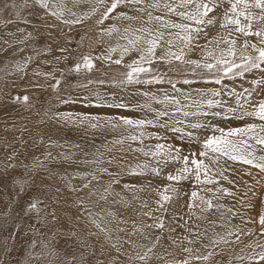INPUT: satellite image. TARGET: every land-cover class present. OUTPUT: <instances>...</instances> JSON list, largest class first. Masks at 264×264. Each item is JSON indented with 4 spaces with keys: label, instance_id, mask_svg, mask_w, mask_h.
<instances>
[{
    "label": "rangeland",
    "instance_id": "rangeland-1",
    "mask_svg": "<svg viewBox=\"0 0 264 264\" xmlns=\"http://www.w3.org/2000/svg\"><path fill=\"white\" fill-rule=\"evenodd\" d=\"M92 1L94 0H82L81 3L90 5L87 9H74L79 14L89 13V17L83 23L70 27L60 23L52 16L45 15L43 9L31 4L21 10L19 6L24 4L22 0H0V49L2 51L8 48V38H12L10 34H14L18 29L17 26V29L12 32L10 30L11 24L6 26L5 21L15 20L17 12H20L21 17L31 21L30 24L19 23V28H23L24 32H20L21 35L17 32L18 35H15L18 41L26 40L24 49L27 56L24 54L25 58L19 64L22 70H18V65H16L10 69V73L4 74L5 77L2 75L0 86V153H3L1 150H5L7 146L14 152H20L22 148L21 152H28L26 157L36 159V164L30 165L26 174H21V176L9 174V176L5 175L6 167H4L6 166L5 161H8V156L0 155V177H2L0 178V264H26L28 252L31 251L29 245L32 240L48 241L50 245H54L61 252V255L71 256L74 253L77 261L83 255L85 258L83 264H98V262H103V264H141L134 259H129V256H134L135 252H143L145 249L137 250L136 247L126 244L124 241L132 240L134 242V239L137 238L140 242L144 239V235L138 236L139 233L129 235L133 231V222L137 225H140L141 222L153 223L152 219L142 215L143 212L148 211V208H142L141 205L147 201L148 205L155 209L157 207L155 201L159 199L156 189L162 191L163 186L169 183L166 179L168 173L174 174L175 170L180 168L182 164L169 162L162 165L160 176L152 175L149 169L143 175H138L139 179H129L130 170L136 168L137 165L155 163L151 157L143 155L141 151H133V149H143L144 152H148L155 150L157 144H166L181 149L182 155L198 153L201 150V145L197 140L181 139L179 133L159 127V123L165 121L171 123V117L162 118L155 127L145 126L142 129L144 132V136L141 138L142 143L141 139L137 141L128 139L130 135L139 133V131L134 127L124 125L119 118L155 120V111L165 110L164 105L150 99L152 95L163 98L167 94L179 98L182 104L188 105H192L193 100L206 102L207 99H214L220 101L219 106L212 109L205 107L203 111L220 112L222 113L221 116L211 114L190 116L186 123L199 120L225 131L241 128L249 123H259L258 120L250 117L237 119L232 113H227V109H237L238 115L242 111L238 107V100L249 111L253 110V105L259 101H264V86L256 87L253 83L264 79V71L252 70L243 76L226 78L220 84H216L214 77L201 69H193L191 65H180L178 62L173 65L159 63L152 65V67L157 70L154 75H163V83H122L125 80L124 74L128 71L125 65L136 59L138 53L132 52L126 55L120 65L115 63L111 66L107 65L106 62L109 61L98 59V57L105 55L109 48V36L107 34L101 35V33L112 25H119L121 28L126 26L128 22H120L117 19L118 15L122 12L133 13L125 5H120L109 19L105 20L103 24H99L98 21L111 0H108L104 9L99 10L95 15H91V9L94 7ZM10 3H15L18 7L5 10L4 5ZM154 14L161 15L162 13L155 12ZM172 19H176V17H172ZM27 27H37L41 31L42 36L40 34V37L42 38H37L39 40L32 39ZM46 31L50 34L47 35ZM214 35L215 29L211 31L209 38ZM113 38L117 39L118 36L113 34ZM205 43L204 39L200 41L201 45ZM69 46L72 47L71 51ZM51 47L58 48V53H52ZM62 48L68 49V51H61L60 53ZM28 53L30 54L29 57ZM114 54L115 59L120 58L119 52ZM83 56L92 58L95 65L92 71L81 68L79 72H69L70 68L81 62ZM187 58L201 60V49L197 48L188 53ZM112 60L113 57L110 61ZM43 62L45 65L42 64ZM170 68L174 70L170 71ZM151 76L152 74L141 76V81L151 79ZM186 79L191 82L184 83ZM58 80L60 83L54 88L53 85H56ZM169 80L176 85V89L172 88ZM253 89L255 90L253 91ZM213 91H219L221 94L213 97L211 95ZM201 92L207 95L202 97ZM248 92H251V104L245 103L244 98L248 96ZM229 95L235 104L226 103L225 99ZM24 96H28L26 103L22 99ZM17 97L20 99L17 100ZM185 97H190V99H185ZM54 102L60 104H54ZM121 104L125 107L117 106ZM146 104L151 105L154 111H149L147 107H141ZM185 110L197 111L195 106ZM224 114H227L228 118H225ZM92 124H96L97 127H91ZM113 124H116L117 127L113 128ZM64 126L68 129L80 130V133L89 136L95 130L105 134V141L101 142L97 149L100 161L107 164L106 171L103 167L101 168L97 179L99 185L97 187L89 185L87 195L81 199L84 200V205L95 202L99 195L98 191H103L108 185H111L113 189V194L108 197L109 200L116 197L117 203L128 206V203L124 201V197L127 196L130 201L129 206H134V208L119 210L114 213L115 220L111 217L112 222L108 224V227L112 229L111 239H106L104 234L99 233L98 229L91 224L85 214L84 206H80L78 202L81 199L74 197L72 186L66 182V179L62 180L61 177H56L46 171L48 160L44 158V152H40V149H45L44 143L50 145L51 142L47 141L49 139L46 138L43 130L45 132L48 129L49 132L66 133L62 130ZM176 126L181 127L182 125ZM127 129L130 134H127ZM37 131H41L43 136L37 137ZM186 131H194L201 141L213 134L208 129L192 130L186 128ZM34 134H36L35 137H33ZM215 134L220 135L218 132ZM156 137H161V139ZM117 141L123 142L117 143ZM39 143L42 144V147ZM38 147L39 149H37ZM260 147L264 146H257V148ZM112 153L116 155V160ZM257 154L261 153L258 152ZM221 164L226 169L224 175L227 179L217 177L219 186L228 189L231 194L222 195L216 190L217 185L215 184L196 185L194 178L181 181L176 185L178 195L168 205L169 210L164 214L167 228L165 230L144 229V234L152 235L153 240L158 236L159 243L162 242L163 247V250L161 247L158 249V253H150L152 258L148 264H179V261L184 260L189 255L183 250L188 247L193 248V244H189L188 240L185 239V237H189V232L185 227H182L185 221L194 231L202 233L195 244L205 239L206 235L203 233L206 228L210 230L209 232L214 231L219 236H226L228 231H232L224 225L221 228L217 226L218 223L223 224L226 219L220 216L217 221L218 215L216 214H221V211L202 212L201 209L205 208L206 205L201 204L199 200L195 201L199 207L188 208L193 190L199 191V194L206 198L218 197V199H213V203L223 205L224 207L220 210L233 208L238 213L234 215V219L240 224V229L246 233L253 231V237L264 230L256 222L258 215L264 213V173L250 165L227 160L226 157L221 159ZM108 171H112V173L109 175ZM126 185L129 187L126 188ZM194 185L196 186L194 187ZM21 187H23V191H21ZM201 187L212 188L215 191L205 193L200 191ZM141 189L144 190L141 191ZM90 191L95 195H89ZM121 197H123L124 202H121ZM33 199L44 201L40 207L43 209L42 215L47 216V221L43 226H40L44 233L42 237L32 231L33 227L38 226L36 216L24 211ZM248 204L253 205V207H245ZM53 212L55 213L54 220L51 215ZM214 214L216 218L212 217ZM159 215V212H153L154 217ZM180 216H183V219H179ZM119 221H127V223H118ZM197 226L199 227L197 228ZM213 226L215 227L213 228ZM118 227L123 228L124 231H117ZM168 229H175V231ZM53 232L56 233L55 239H52ZM73 232L76 235H71ZM93 233L97 234L93 235ZM166 235L170 241H167ZM253 237H250L249 240L246 237L239 240L229 239L232 242L221 243L218 247L209 249L215 254L205 264H251L248 260L249 256L245 257L240 251L248 246L247 243ZM114 243L118 246L122 245L120 253L112 248L111 245ZM158 244L155 249L159 247ZM260 246H264V237L256 242L251 256L260 253L257 252ZM193 250L194 254H198L196 249L193 248ZM238 257L244 258L238 259ZM201 263L203 261H193V264ZM260 264H264V261H260Z\"/></svg>",
    "mask_w": 264,
    "mask_h": 264
},
{
    "label": "snow or ice",
    "instance_id": "snow-or-ice-1",
    "mask_svg": "<svg viewBox=\"0 0 264 264\" xmlns=\"http://www.w3.org/2000/svg\"><path fill=\"white\" fill-rule=\"evenodd\" d=\"M81 2L82 0H25L24 4L19 7L22 10L29 3H32L43 9L45 15L52 16L60 23L71 27L83 23L89 17V13L79 14L73 10ZM69 3L73 7H69ZM106 3L107 0H96L97 5H105ZM120 5H125L133 13L122 12L118 15L117 19L122 22L127 21V25L122 28L117 25H112L102 32L101 35L107 34L111 37L113 34H116L119 40H123L125 43L110 46L106 54L98 57V59L104 61L111 60L112 55L119 52L120 58L112 62L120 65L123 63L126 55L132 52L138 53L136 59L125 65L128 71L124 74L125 80L122 83H163V75H154L157 70L152 67V65L159 63L173 65L178 62L180 65H191L193 69H201L211 77H214L216 84H220L226 78L243 76L252 70L264 71V0H111V3L105 8L98 23L103 24ZM17 7L15 3L4 5L5 10L15 9ZM98 10V7H93L91 9V15H95ZM155 12L162 14L155 15ZM172 17H176V19H172ZM16 23L30 24L31 21L21 17L20 12L16 13L15 20L5 21L6 26ZM213 29H215V35L209 38ZM17 31L24 32V29L18 28ZM29 36H31V33H29ZM201 39H204L206 43L201 45ZM197 48L201 49L202 59L199 61L188 59V53ZM158 50H160L159 55L157 54ZM60 51L65 52L68 49L62 48ZM94 67L92 58L83 56L81 57V62L76 63L69 69V72H79L81 68L92 71ZM17 68L18 70H22L19 65ZM169 70L172 71L174 69L170 68ZM149 74H152L151 79L141 81V76H147ZM168 82L172 84L173 89H176V85L171 80ZM190 82L187 79L184 80L186 84ZM59 83L60 81L58 80L57 84L53 85V87H57ZM253 83L256 87L264 86V79L254 81ZM220 94L219 91H213L211 95L215 97ZM205 95L207 94H201L202 97ZM250 97L251 92H248V96L244 98L245 103L251 104ZM16 99L19 100L20 98L17 97ZM22 99L26 103L28 96H24ZM150 99L155 100L158 104L164 105L165 110L155 111V120L119 118L124 125L134 127L139 131V137L130 135L128 139L131 141L141 139L144 136L142 129L145 126L155 127L162 118L171 117V123L165 121L164 123H159V127L170 129L174 133H179L181 139L187 138L190 141L197 140L201 145V150L198 153L182 155L181 149L173 148L171 145L166 144H157L154 151L149 150L148 152H144L143 149H133V151H141L143 155L151 157L155 163L151 165L147 163L139 164L136 168L130 170L129 174L131 175H143L150 169L152 175L160 176L162 165H166L169 162H180L182 164L180 168L175 170L174 174L168 173L166 179L169 183L163 186L162 191L156 189L157 195L159 196V199L155 201L157 207L155 209L151 208L147 201L141 205L142 208H148V211L143 212L142 215L152 219L153 223L147 224L141 222L140 225H137L133 222V231L129 235L139 233L144 235L145 239L148 238L144 234L145 228L160 230L167 228L164 214L169 210L168 205L178 195L176 185L181 181L194 178L196 185L207 186L215 184L217 185L216 190L222 195L231 194L228 189L219 186V180L217 179V177L227 179L224 175L226 169L221 164L222 158L226 157L227 160L250 165L258 169L261 173H264V147L257 148V146H264V101H259L253 105V110L249 111L238 100V107L242 111L237 115V109L228 108L227 113H232L237 119L250 117L258 120L259 123H249L244 127L225 131L215 125H209L199 120L186 123L187 118L190 116H207L209 114L221 116L222 113L220 112L209 113L203 111L205 107L212 109L219 106L220 101L214 99H207L206 102L193 100L192 105H188L182 104L179 98L168 96L167 94L163 98L152 95ZM185 99H190V97H185ZM117 106L125 107L122 104ZM192 106H195L197 111L190 112L185 110ZM141 107H147L149 111H154L151 105L148 104L142 105ZM224 115L225 118H228L227 114ZM176 125L182 126L177 127ZM91 127L96 128L97 125L92 124ZM112 127L115 128L117 125L113 124ZM186 128L192 130L208 129L213 134L205 137L201 141L195 135L194 131H186ZM217 132L220 135H216L215 133ZM156 138L161 139V137ZM122 142L117 141V143ZM258 152L261 154H257ZM62 155L65 161H71L72 156L69 153H62ZM48 156H51V153H48ZM5 167H15V165H6ZM92 179L96 180L97 177L93 176ZM125 187L127 188L129 186L126 185ZM83 188H89V183H84ZM72 190L79 191L80 189L73 188ZM143 190L141 189V191ZM21 191H23V187H21ZM200 191L208 193L214 192L215 190L208 187H201ZM112 194V186L108 185L98 195L97 201L94 202L95 205L99 206L100 202L108 203V197ZM89 195H95V193L90 191ZM214 198L218 199L215 196L206 198L200 195L199 191L193 190L188 208L199 207V205L195 204V201L199 200L201 204L206 205L205 208L201 209L202 212L219 211L224 206L218 203L214 204ZM120 199L121 202H124L123 197ZM43 203L44 201L40 199H33L24 209L25 213H33L36 216L38 226L33 227L32 231L41 237L44 233L41 231L40 226H43L47 221V216L42 215L43 209L40 207ZM80 204L84 206L83 199L80 200ZM245 207L252 208L253 205L248 204ZM84 210L87 212L91 224L98 229V232L104 234L106 239H111L112 229L108 227V224L112 220H108L106 217H112L115 220V214L106 208H101L99 212H93L89 207H84ZM226 211L232 215L238 214L233 208H227ZM153 212H159L160 215L154 217ZM51 215L54 220L55 213L53 212ZM223 215L224 213H221V216ZM179 219H183V216H180ZM256 222L264 229V213L258 215V221ZM118 223H127V221H119ZM182 227H185L189 232V237H185L189 244H195L202 235L199 231H194L192 227L188 226L187 221H185ZM168 230L175 231V229ZM117 231L123 232L124 229L118 227ZM209 231L206 228L203 234L206 235ZM96 234L93 233V235ZM260 234L264 235V231H261ZM71 235L74 236L76 234L73 232ZM241 235H254V233H243L241 230L235 229L228 231L226 236L218 237L215 233L207 236L208 243L201 244V248L206 251L201 252L199 249H196L195 251L198 254H194L193 248H184V252L189 255L184 260L179 261V264H193V261L207 262L215 254L214 251L207 249L218 247L221 243L227 244L232 242L227 237L235 236L236 240H239ZM55 236L56 233L53 232L52 239H55ZM124 243L136 247V244L132 240H125ZM158 243L159 237L157 236L155 240L151 241L150 246H140L141 248L146 247V250L143 252H135V255L129 256V259L140 261L141 264H148L152 258L150 253H153ZM111 246L120 253V247L122 245L118 246L114 243ZM29 247L31 251L28 252L26 264H83L85 259L82 255L80 260L77 261L74 253L71 256L61 255V252L54 245H50L45 240H32ZM242 258L238 257V259ZM248 260L251 264H260V261H264V251L258 253L256 256H249ZM98 264H103V262H98Z\"/></svg>",
    "mask_w": 264,
    "mask_h": 264
},
{
    "label": "bare ground",
    "instance_id": "bare-ground-1",
    "mask_svg": "<svg viewBox=\"0 0 264 264\" xmlns=\"http://www.w3.org/2000/svg\"><path fill=\"white\" fill-rule=\"evenodd\" d=\"M22 1L25 2V0H22ZM29 4H32V3H29ZM68 6L69 7H73L71 3H69ZM78 7H79V5L77 7H75L74 9H77ZM98 12H99V10L95 14H97ZM120 22H122V21H120ZM126 22L127 21H123V23H126ZM19 25H20L19 23L11 24L10 30L13 32L14 29H17L16 28L17 26L19 28ZM117 26H119V25H117ZM43 30H45V29H43ZM27 31L29 33H31V36L30 37H32V39L39 40L37 38L40 37L41 31L37 27H31V28L27 27ZM17 32L21 35V33L19 31H17V30L15 31L14 34L11 33L10 36H12V38H8V41H7L8 42V44H7L8 48L6 50H4V51H2L0 49V86H1V81H2V75L4 76L5 73L6 74L7 73H10V69H13V67H15L16 65H19L22 62V60H24L25 55H26V51L24 49V45L26 43V40L18 41L16 39V36H15V35H18ZM48 34H50V33L47 32V35ZM41 36H42V34H41ZM43 36H45V35H43ZM40 38H42V37H40ZM202 40L203 39H201L200 41H202ZM118 43L119 44H124L125 41L119 40V38L115 39V38H113V36L109 37V39H108L109 47L110 46H116ZM71 45H72V43H71ZM51 49H52L51 50L52 53H58L57 52V49L58 48L57 49H54V48L51 47ZM71 49H72V47L69 46V50L70 51H71ZM59 52L61 53V51H59ZM158 53H160V50L157 51V54ZM29 56H30V54L28 53V57ZM112 57H113V60H115V54H113ZM107 61H109L108 63L106 62L107 65H110L111 66L113 64L112 61H110V60H107ZM42 64L45 65V62H43ZM2 68L6 69V70H4ZM201 94H204V92H201ZM59 100H58V102H59ZM225 101H226L227 104H231V105L235 104V101L230 97V95L226 97ZM60 103L62 104L61 101H60ZM60 103L54 102V104H60ZM47 124H48V121H47ZM34 125H36V124H34ZM69 125H70V123H69ZM65 126L62 127V130L66 131V133L49 132L48 129H47V132H45L43 130L44 135L46 136L47 139H49L47 141H50L52 145L51 144L50 145H46L44 143V145L46 147H45V149H43V148L40 149V152H44V158H46L48 160V166L46 167V171L48 173H50V174L55 175L56 177H59V178L61 177L62 180L63 179H66V182L70 186H72V189L73 188L80 189L79 191H73L72 190V193L74 194V197L75 198L81 199V198H83V197H85L87 195V192H88V189H89V188H83V184L84 183H89V185H92L94 187H97L99 185L98 182H97V179L99 177L98 176L99 175V172H101L100 170H101L102 167H103V169H105L106 166H107V164L104 161H100V158H99V155H98V149H97L98 145L101 142L105 141V134L102 133V132H100V131H98V130H95L89 136L88 134L80 133L81 132L80 130L77 131V129H73V128H71V129L69 128L68 129ZM77 128H78V125H77ZM30 129H32V128H30ZM88 131H90V130H88ZM36 134H34L33 137H35V135L37 137L43 136L41 131H37ZM127 134H130V132H129L128 129H127ZM133 135L138 136L139 133L136 132ZM30 137H31V135H30ZM43 138H42V140H43ZM36 144L37 143L35 142V145ZM24 147H25V145H24ZM40 147H42V144H40ZM37 149H39V147ZM21 151H22V148H21ZM21 151L20 152L17 151L19 153L14 152L13 149H11L8 146H7V148L5 150L4 149L1 150V152H3V153H0V155L8 156V161H5L6 162V165H15V167H8V168H6L5 169V173H6L5 175H9V174H15L16 175L17 174V175H20L21 176V174H24V173L26 174L27 170L29 169L28 167L30 165L32 166V165L36 164V161H35L36 159L35 160L33 159L34 157L33 158L26 157V155H27L28 152L26 153L24 150H23L24 152H21ZM48 153H51V156H48ZM62 153H69L72 156L71 161H65L64 158H63ZM112 154L115 156V160H116L117 159L116 155L114 153H112ZM108 173L110 175L112 173V171H108ZM93 176H96L97 179L96 180H93L92 179ZM6 177H5V181H6ZM0 178H2V177H0ZM128 178L129 179L136 180V179H139V176L138 175H131L130 174L128 176ZM116 184H117V182H116ZM100 192H102V190L101 191H98L99 194H100ZM97 198L98 197H96L95 201H97ZM124 201H126L128 203V206H124V205H122L120 203H117V198L116 197H113V200H109L108 203L100 202L99 206H96L94 202H91L89 204L84 205V207L91 208L93 212H99L101 210V208H106V209L111 210L113 213H117L119 210H129V209H133L134 208V206H129L130 201L127 198V196L124 197ZM78 202L80 204V200H78ZM80 206H81V204H80ZM213 211H215V210H213ZM219 211H221L222 213H224V215L222 216V218L223 217L226 218L224 220L223 224L222 223L221 224L220 223H218V224L216 223L219 228H221L224 225L226 228H229V229H232V230L239 229L243 233H246L243 229H240L241 228L239 226L240 224L238 223V221L236 219H234V215L227 213L226 209L219 210ZM85 214L88 216L87 212H85ZM216 215H218L217 216V221H218V219L221 216V214L218 213ZM216 215L214 214V215H212V217L216 218ZM106 218L108 220H111V217H106ZM212 222H214V221H212ZM221 222H222V220H221ZM214 227L215 226H213V228ZM247 233H249V232L247 231ZM260 233H261V231L258 232L254 237L252 235H241L240 238H242V237L245 238L246 237L248 240H249L250 237H253L247 243L248 246L247 247H244L240 251V253L243 252L242 254L245 257L252 255L253 249L256 246V242L259 239H262L264 237V235H261ZM213 234H214V231L208 232L206 234L205 239L203 241H199V243L192 245L193 248L194 249H199L202 252L203 251H206L205 249H202L201 248V244L208 243L207 236H210V235H213ZM140 235L141 234H138V236H140ZM147 237H148L147 239L144 238L140 242L138 241L137 238L134 239V243L136 244L137 250H139L141 248L140 247L141 245H143V246H150L151 241H153V239H152L153 237H152V235H149ZM165 237H166L167 241H170V239H168V236L167 235ZM218 237H219V235H218ZM227 239H231L232 240V239H236V237L235 236H231L230 238H227ZM160 243L158 244L159 247L156 248L153 251V253H158V249H160V247L163 250L162 242H160ZM124 246H127V245H124ZM214 248H212V249H214ZM144 249L146 250V247ZM207 250H209V249H207ZM262 251H264V248L260 246V248H258L257 252H262ZM137 262L140 263V261H137ZM201 264H205V262H203Z\"/></svg>",
    "mask_w": 264,
    "mask_h": 264
},
{
    "label": "crops",
    "instance_id": "crops-1",
    "mask_svg": "<svg viewBox=\"0 0 264 264\" xmlns=\"http://www.w3.org/2000/svg\"><path fill=\"white\" fill-rule=\"evenodd\" d=\"M92 2L94 3V7H98L99 10L104 9V6H106V4H108V0H107V3H106L105 5H97V4H96V0H94V1H92ZM31 5L35 6L34 4H31ZM88 6H90V5H88V3H85V4L80 3V4H79V7H78L76 10L87 9ZM36 7L39 8L38 6H36ZM40 9H41V8H40ZM73 10H74V9H73Z\"/></svg>",
    "mask_w": 264,
    "mask_h": 264
}]
</instances>
